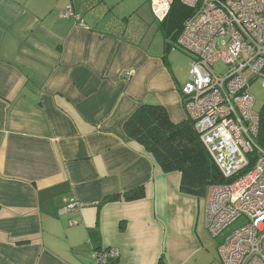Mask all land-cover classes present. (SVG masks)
Segmentation results:
<instances>
[{"label":"crops","instance_id":"0c3cea01","mask_svg":"<svg viewBox=\"0 0 264 264\" xmlns=\"http://www.w3.org/2000/svg\"><path fill=\"white\" fill-rule=\"evenodd\" d=\"M149 2L0 0V264H93L107 248L118 264H187L202 249L222 264L207 197L194 232L204 198L186 197L181 174L124 129L141 104L188 119L189 70L169 59L160 28L146 39L134 26ZM141 186L142 199L105 202ZM69 196L82 208L67 210Z\"/></svg>","mask_w":264,"mask_h":264},{"label":"built area","instance_id":"2783aa9c","mask_svg":"<svg viewBox=\"0 0 264 264\" xmlns=\"http://www.w3.org/2000/svg\"><path fill=\"white\" fill-rule=\"evenodd\" d=\"M177 1L194 10L177 41L192 55L184 105L227 180L210 187L207 228L217 238L241 222L218 243L222 264H264V147L251 92L256 81L264 87V0H150L156 19L164 21ZM66 14L80 18L71 7ZM64 202L69 211L83 206L74 196ZM118 257L113 248L93 253L94 264Z\"/></svg>","mask_w":264,"mask_h":264},{"label":"trees","instance_id":"16d2710c","mask_svg":"<svg viewBox=\"0 0 264 264\" xmlns=\"http://www.w3.org/2000/svg\"><path fill=\"white\" fill-rule=\"evenodd\" d=\"M173 6L169 16L173 11ZM183 6L191 11L187 16L188 19L193 15L194 10ZM169 16L161 23L166 25L167 21L170 20ZM184 23L177 32V41ZM259 114L257 142L264 147V104ZM124 129L131 140L142 145L153 156L163 172H179L181 174L180 191L183 194L196 198H206L212 185L227 182L212 155L201 141L196 123L189 116L187 120L176 123L171 119L164 105L141 104L127 119ZM145 195V187L141 186L124 194L110 196L105 202L139 200ZM110 249L103 250L108 251ZM118 258L111 259L108 264H118ZM159 264L167 263L161 259Z\"/></svg>","mask_w":264,"mask_h":264},{"label":"rangeland","instance_id":"374dc122","mask_svg":"<svg viewBox=\"0 0 264 264\" xmlns=\"http://www.w3.org/2000/svg\"><path fill=\"white\" fill-rule=\"evenodd\" d=\"M189 13H191V11L188 8L184 7L182 3L177 1L173 6V11L171 15L170 16L168 15L170 17V20L167 21L165 25L156 19L153 13L151 3L149 2L144 6L142 10L143 15H141L142 17L141 22L135 23L134 26L141 31V34H143L146 39L148 37L152 38V36L156 34L158 32V29L160 28V42L163 43L165 39L166 42H168V50H169L168 54L170 55L169 59H171L182 70L190 71L192 55L186 52L184 49H182L177 43V32L182 28V25L185 22V20H187V16L189 15ZM215 69L218 71H222L225 70L226 67L221 66V64H217ZM188 78H189V73H188ZM251 92L256 98L255 110L260 111L264 104V87L262 86L261 81H256L252 83ZM186 197L189 196L187 195ZM193 199H196V197H193ZM205 200H206L205 198L194 200V205L192 207V213H193L192 230L194 232L196 231L198 232V218L202 214V209L200 211V207L202 206V208L204 209ZM187 207H189V204L187 205ZM240 225L241 222H236L230 225L217 238H214L211 234L208 233L211 241L214 243V249L216 248L217 243H220L226 236H228L234 229H236ZM198 243H199L198 238H195V240L193 241L186 240L185 241L186 250H187L186 252L189 254L195 252L197 250L196 246H198ZM215 251L218 260L220 261L219 252L218 250ZM204 255H208L206 249L197 250V252L194 255H191V257L187 261V264H210L209 260L205 261Z\"/></svg>","mask_w":264,"mask_h":264}]
</instances>
